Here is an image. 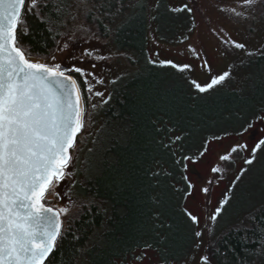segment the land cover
Masks as SVG:
<instances>
[{"label": "rangeland", "instance_id": "rangeland-1", "mask_svg": "<svg viewBox=\"0 0 264 264\" xmlns=\"http://www.w3.org/2000/svg\"><path fill=\"white\" fill-rule=\"evenodd\" d=\"M132 6L108 40L94 35L92 26L80 18L79 5L71 6L68 36L60 46L56 66L83 70L82 79L91 89L90 128L81 136L85 142L78 146L80 155L70 170L71 178L52 188L50 199L59 210H70L72 202L87 197L82 192L86 187L105 186L113 176L130 177V171L117 173L106 164L110 158L108 129L98 150L93 144L115 93L129 81L149 74L150 66L158 67L160 75L177 83L175 89H191L212 101L233 93L249 96L263 86L264 0L251 4L245 0H137ZM125 26H132L133 32L123 33ZM141 45L142 52L135 49ZM221 76L223 80L207 87ZM195 85L207 90L200 91ZM253 118L237 120L229 115L217 119L202 139L184 147L193 155L186 163L188 189L183 196V207L191 217L188 230L182 229L170 244L164 235L158 248L139 250L134 246L121 253L114 264H203L210 242L226 225L264 204V110ZM225 156L227 160L222 159ZM249 160L251 163L246 162ZM170 199L167 192L165 204ZM100 239L99 235L91 246L99 245ZM81 264H88V256Z\"/></svg>", "mask_w": 264, "mask_h": 264}, {"label": "trees", "instance_id": "trees-1", "mask_svg": "<svg viewBox=\"0 0 264 264\" xmlns=\"http://www.w3.org/2000/svg\"><path fill=\"white\" fill-rule=\"evenodd\" d=\"M136 1L37 0L33 11L26 0L21 16L27 30L21 32L18 27L17 44L31 62L55 68L60 46L68 36L73 4L80 6L79 16L92 26L94 35L108 40L112 39L123 13L134 7ZM126 32H133V27L125 26L123 33ZM140 34L143 44L144 35ZM135 49L142 52V45ZM149 69L145 77L129 81L115 93L93 144L94 150H98L108 129L110 158L106 164L117 173L130 171L127 173L130 177L113 176L105 186L101 183L82 189L88 196L72 202L70 210L60 212L62 229L44 264H81L86 256L88 264L93 260L97 264H114L121 253L134 246L140 247L139 250L158 248L164 235L170 244L182 229L188 230L191 220L183 199L188 189L186 163L193 155L187 154L184 147H189L196 138L202 139L203 132L217 119L230 115L233 119L251 121L264 110V81L252 95L242 97L233 93L221 101H212L191 89H175L177 83L160 75L158 67L152 65ZM65 70L76 79L81 90L83 126L70 149L71 160L65 174L54 185L71 178L70 170L80 155L78 146L85 142L84 138L82 143L81 136L90 128V96L82 74ZM167 192L171 199L165 204ZM41 202L60 211L47 193ZM99 235L100 244L91 246ZM203 264H264V204L226 225L210 242L208 259Z\"/></svg>", "mask_w": 264, "mask_h": 264}, {"label": "snow or ice", "instance_id": "snow-or-ice-1", "mask_svg": "<svg viewBox=\"0 0 264 264\" xmlns=\"http://www.w3.org/2000/svg\"><path fill=\"white\" fill-rule=\"evenodd\" d=\"M29 3L34 11L37 0ZM25 4L0 0V264H43L52 251L60 234L58 217L67 210L53 212L41 201L63 178L69 149L83 126L79 89L72 77L59 66L31 62L17 44V28L27 30L21 16ZM74 71L83 75L82 69ZM85 89L91 91L87 82Z\"/></svg>", "mask_w": 264, "mask_h": 264}, {"label": "water", "instance_id": "water-1", "mask_svg": "<svg viewBox=\"0 0 264 264\" xmlns=\"http://www.w3.org/2000/svg\"><path fill=\"white\" fill-rule=\"evenodd\" d=\"M22 12H23V9L21 10V15H22ZM17 29H18V28H17ZM16 39H17V32H16ZM48 67H49V66H48ZM58 70H59V71H63V72L66 71L64 67H61V68H59ZM65 76H71V75L68 74V73H65ZM71 77H72V79L76 82L77 87H78V89H79L80 107H81V108L83 109V111H84V105H83V100H82L81 90H80V88H79V85H78L76 79H75L73 76H71ZM64 83L67 84V81H65ZM65 91H66V90H65ZM62 94H63V93H62ZM79 119H80V121H81V123H82V125H83V114H82V116H81ZM81 128H82V127H81ZM81 128H80V130H79L78 132H76V134H75L74 145H75V143H76V141H77V136H78V134L80 133ZM74 145H73V146H74ZM70 149H71V148H70ZM70 149H69V154H70ZM70 156H71V155H70ZM70 160H71V159H70ZM69 162H70V161H69ZM69 162H68V163H69ZM64 174H65V169H64ZM45 206H46V205H45ZM46 207H47V206H46ZM51 208H52V207H51ZM52 209H53V212H58L57 209H54V208H52ZM49 215H50V214H49ZM58 219H59V222H60L59 232H61V229H62V217H61V213H60ZM59 235H60V234H59ZM59 235L57 236L56 240L58 239ZM56 240H55V242H56ZM54 247H55V243H54ZM54 247H53L52 251L49 253V255L44 259L43 264L48 260L49 256L52 254V252H53V250H54Z\"/></svg>", "mask_w": 264, "mask_h": 264}]
</instances>
